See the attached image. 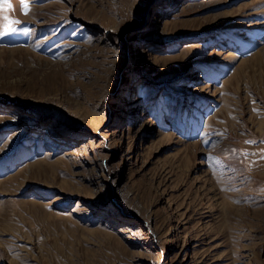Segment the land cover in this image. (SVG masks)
<instances>
[{
    "label": "rangeland",
    "instance_id": "374dc122",
    "mask_svg": "<svg viewBox=\"0 0 264 264\" xmlns=\"http://www.w3.org/2000/svg\"><path fill=\"white\" fill-rule=\"evenodd\" d=\"M11 3L0 264H264V0Z\"/></svg>",
    "mask_w": 264,
    "mask_h": 264
},
{
    "label": "snow or ice",
    "instance_id": "6c2138e0",
    "mask_svg": "<svg viewBox=\"0 0 264 264\" xmlns=\"http://www.w3.org/2000/svg\"><path fill=\"white\" fill-rule=\"evenodd\" d=\"M21 4L23 6L25 14H27V11L29 10L28 0H21ZM12 8L13 5L11 3V0H0V12L7 13L8 11L12 10ZM3 20L5 21V24L3 26V30L0 31V36H3L9 32H15L16 28L12 27V25L20 23L18 20H14L6 14L3 16ZM249 143L251 142L249 141Z\"/></svg>",
    "mask_w": 264,
    "mask_h": 264
}]
</instances>
